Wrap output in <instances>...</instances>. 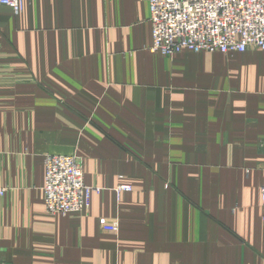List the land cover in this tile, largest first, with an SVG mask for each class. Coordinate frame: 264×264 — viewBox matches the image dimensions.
I'll return each instance as SVG.
<instances>
[{"label":"crops","instance_id":"obj_1","mask_svg":"<svg viewBox=\"0 0 264 264\" xmlns=\"http://www.w3.org/2000/svg\"><path fill=\"white\" fill-rule=\"evenodd\" d=\"M150 47L147 0L0 6V264H263L264 51ZM46 154L85 213L45 212Z\"/></svg>","mask_w":264,"mask_h":264},{"label":"built area","instance_id":"obj_2","mask_svg":"<svg viewBox=\"0 0 264 264\" xmlns=\"http://www.w3.org/2000/svg\"><path fill=\"white\" fill-rule=\"evenodd\" d=\"M151 27V52L172 57L187 50L223 55L264 51V0H147ZM0 6L17 15L23 0H0ZM43 207L52 216L79 215L89 209L95 188L82 178L80 162L71 156L45 155ZM121 184L117 192H130ZM4 193L0 189V196ZM264 227V183L260 189ZM117 231V224H102ZM264 264V253L262 255Z\"/></svg>","mask_w":264,"mask_h":264},{"label":"rangeland","instance_id":"obj_3","mask_svg":"<svg viewBox=\"0 0 264 264\" xmlns=\"http://www.w3.org/2000/svg\"><path fill=\"white\" fill-rule=\"evenodd\" d=\"M46 155H50V154H46ZM62 156H68V155H62ZM71 157H74V158H76L77 160H78V158L76 157V156H74V155H71ZM79 161V160H78ZM80 162V161H79ZM81 164V163H80ZM81 166H82V164H81ZM82 178H83V173H82ZM121 179V178H120ZM119 185H121V184H119ZM119 185L117 186V188L119 187ZM129 185V184H128ZM117 188H116V191H117ZM42 203H43V195H42ZM47 213V212H46ZM85 213V212H84ZM52 216V215H51ZM67 216H69V215H67ZM62 217H65V216H62ZM103 223H106V224H114V221H104V222H102V224ZM102 226V225H101ZM108 231V230H107ZM111 232V231H110ZM113 233H115V232H113Z\"/></svg>","mask_w":264,"mask_h":264}]
</instances>
